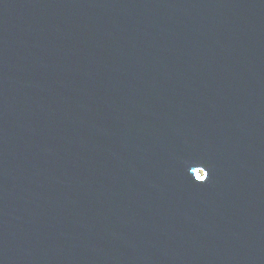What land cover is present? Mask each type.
Here are the masks:
<instances>
[{
	"label": "water",
	"instance_id": "1",
	"mask_svg": "<svg viewBox=\"0 0 264 264\" xmlns=\"http://www.w3.org/2000/svg\"><path fill=\"white\" fill-rule=\"evenodd\" d=\"M0 264H264V0H0Z\"/></svg>",
	"mask_w": 264,
	"mask_h": 264
}]
</instances>
